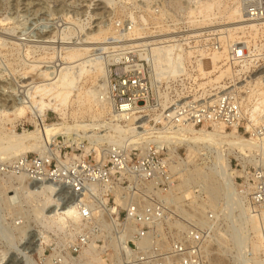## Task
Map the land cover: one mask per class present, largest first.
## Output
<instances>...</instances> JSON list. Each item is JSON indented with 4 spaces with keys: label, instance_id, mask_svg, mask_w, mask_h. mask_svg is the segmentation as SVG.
<instances>
[{
    "label": "built area",
    "instance_id": "1",
    "mask_svg": "<svg viewBox=\"0 0 264 264\" xmlns=\"http://www.w3.org/2000/svg\"><path fill=\"white\" fill-rule=\"evenodd\" d=\"M186 6L182 2L172 9L173 19L138 28L120 22L98 55L109 64L112 117L139 133L140 144L98 142L76 132L59 156L53 145L44 155L30 153L11 164L12 173L28 183L53 184L61 205L74 209L76 221L67 227L72 264L87 263L73 261L84 251L102 249L103 262L109 264H210L215 223L232 201L208 212L207 224L180 218L172 197L177 163L165 137L178 127L217 125L264 143V109L258 107L264 97V0H244L245 18L260 23L259 31L253 36L246 32L229 46L223 61L229 75L219 84L211 82L221 70L210 67V57L224 52L226 42L220 33L206 32L201 17L190 21ZM164 45L176 47L183 65L175 75L160 72L156 78L153 51ZM183 148L175 151L180 158ZM244 168L249 172L235 178V184L248 215L264 222V164L247 162ZM176 218L183 221L178 233L173 230ZM58 258L56 264L68 262Z\"/></svg>",
    "mask_w": 264,
    "mask_h": 264
},
{
    "label": "bare ground",
    "instance_id": "2",
    "mask_svg": "<svg viewBox=\"0 0 264 264\" xmlns=\"http://www.w3.org/2000/svg\"><path fill=\"white\" fill-rule=\"evenodd\" d=\"M106 1L109 5L108 9H111V11H109L110 20H108V23L105 22L104 26L101 25L94 33L88 34L85 39H79V43H75V41L69 42L70 40H74V38H72L74 34L79 35L78 29L71 30L68 34L64 35L61 41H56L54 38H39L34 40L21 37L19 39L17 38L18 42L14 43V45L17 47L20 60L24 63L23 77L18 81L20 88L23 89L19 92L22 101L19 102V105L11 106V108H7L4 105L6 110L3 109L0 111V116L2 118V124L0 125V160H15L29 153L44 155L46 151L51 150L49 146L52 145L53 138L61 133L70 137L71 134L80 132L83 133L86 138H95L98 142H103L104 140L112 141V139H116V141H129L131 145H137L142 142L139 133L135 135V131L132 130V128L122 127L119 122L112 117L115 111L114 105L109 99V66L107 68V64L103 59H95V54L93 53L106 49V39L111 32L113 33L114 29L111 30L113 25L112 21L114 22L115 18H129L132 22L126 21L128 25L132 23L131 28H138L148 25L149 22L173 19V14L168 12L172 6L164 3L159 5V9H157L155 7V0ZM191 4L188 6H193ZM196 4L198 8L194 7L192 11L198 9L195 17H201L203 25L213 23L214 21L219 22L218 26L214 25L210 28H206L204 25L206 32H218L222 35L223 41L226 42L224 52L214 53L210 57L212 61L210 67L212 66L214 70H221L211 82L219 84L229 75L228 69L223 70V61L225 60L226 53L229 51V46L237 43L244 35H247L246 32L251 36L255 35L254 33L259 31L260 23L246 20L244 0H199ZM196 4L194 5L197 6ZM177 6L172 7L171 12L172 9H176ZM188 6L185 7V10L188 9ZM190 15L192 16L193 14ZM190 15H188V18H192ZM119 23L120 22H118L117 25ZM33 43L37 45V47H35ZM56 44H58V46ZM65 45L69 47L65 48V54H62L57 49H60L59 47L63 48ZM33 48H36L40 52L43 51L39 58L35 57L37 54L33 52ZM153 52L155 53V59L152 65V71L156 78H158L157 76L160 72H171L172 75H175L177 67L179 68L183 65L181 60L184 59V57H182V54L179 53L173 45L156 46ZM202 55L204 57L205 53ZM176 57L179 60H177ZM33 58H37L36 61H31ZM199 66H201V63ZM88 82H91L92 86L87 87ZM261 84L262 83H258L257 85ZM262 93L264 94V92ZM16 96L18 97V95ZM258 107L264 109V97L262 104ZM49 111H53L57 114L63 122L46 124L45 118L48 116ZM88 111H92L90 122L76 119L78 115L86 114ZM29 113L32 115V121H34L36 129L33 131L24 130L22 133L17 132L15 129L16 122L28 118ZM70 116L76 119L73 124L69 123ZM9 125H11V128H9ZM172 133V135H167L165 140L174 147L173 156L174 159H176L177 166L173 171L176 172L184 167L180 170L183 171L186 166L188 167L190 162L186 163L182 161V158L175 154L176 150L185 147L191 152L190 154L195 156L199 155L208 159V167L205 168L209 173L207 172V174L205 171L198 169L200 171L199 173L197 171L196 175L203 181L198 182V184H200L203 191L208 194L212 201H215L214 198L218 193L220 194L223 192V194L228 195V193L230 194L231 192V194L235 195V201L228 205L227 216L233 218L236 214L234 217L236 225L230 229V234H227L228 236L225 235L222 238L232 242L236 252V255H234L237 259L236 261H245L244 264H264L263 260L258 258L262 248L260 221L254 216L246 218V214L248 213H246L244 207L245 199L240 196L239 189L234 181L238 171H235L233 167L230 166L232 157L238 158L239 160L243 159V161L248 159L249 162L264 164V143L241 136L237 134L235 129L228 131L223 126L217 125H214L212 128H207L206 126L197 128L192 125L178 127L174 129ZM18 178L21 182H24L23 177ZM196 179H194V181H197ZM207 180H212V186L207 183ZM185 183L189 184L190 179H187ZM51 186L41 185L39 188L37 186V188L32 187L33 190L31 189L32 191L29 193H31V195L36 194L37 196L43 197V207L39 210L38 217L43 216L41 214L44 213V210L48 209V212L51 213L45 216L48 226L64 228L67 223L76 221V213L71 207L69 208V206L63 212L61 211L64 208L60 209L61 211L57 214L55 213L58 210L55 203L57 200L55 197L56 195H54V188L52 189ZM172 197L176 199L174 194H172ZM8 198L13 200V197ZM243 213H245V219L241 218ZM241 222V226H245L241 228L247 230L245 231L244 229L247 235L242 232L243 229L239 230L237 228L239 225L237 223ZM201 223L207 224V220L201 221ZM63 228H61V230ZM30 230L28 231L30 232ZM251 231L253 233L255 232L254 234H256L257 241H253L251 247L254 257H249L246 260L245 257L247 256L244 254L248 252L247 250L250 248L252 240L248 233ZM41 236L42 235H40V239ZM35 239L38 238L36 237ZM247 254L250 253L248 252ZM84 255L90 256V264L103 263L100 258H97L95 254L92 253V250L84 251L83 256ZM15 260V264L28 262ZM28 263H30V261Z\"/></svg>",
    "mask_w": 264,
    "mask_h": 264
},
{
    "label": "rangeland",
    "instance_id": "3",
    "mask_svg": "<svg viewBox=\"0 0 264 264\" xmlns=\"http://www.w3.org/2000/svg\"><path fill=\"white\" fill-rule=\"evenodd\" d=\"M157 2H159V0H155V4ZM182 2L184 4H187V6L192 3L191 5L193 6H188V9L186 11L188 15L193 14L192 16L190 15L192 18H189V20L193 19L196 16V12L198 11V9H195V11L193 10V12L192 8H198L199 3L198 5L196 3L199 2V0H163L161 4L167 3L172 7H176L177 5V7H179ZM172 4L177 5L173 6ZM194 4H196L197 6H195ZM108 7L109 5L106 0H0V111H2L3 109L6 110L5 106L7 108H11V106L13 107L17 104L19 105V102L22 101V97L20 96L21 94L19 92H21L23 89L20 88V84L18 81H20V79L23 77L22 75L24 73V63H22V61L20 60L17 47L14 45V43L18 42L17 38H29L30 40L39 38H54V40L56 41H61L64 35L68 34L71 30L78 29L79 35L74 34L72 37L74 38V40H70L69 42L75 41V43H79V39H85L88 34H92L97 31L101 27V25L104 26L105 22L108 23V20H110L109 11H111V9H108ZM172 7H170V11H168L170 14H173L171 12ZM121 21L131 20L129 18H115V23L112 21L113 25L111 30L114 29L113 32L117 30V23ZM150 23L152 22H149V24ZM204 25L206 28H210L214 25L218 26L219 22L214 21L213 23H207ZM56 45L58 46V44ZM34 46L37 47V45ZM67 47L69 46L65 45L63 48L59 47L60 49L57 50L60 51V53L65 54V48ZM32 50L33 52H35V54H37L36 56L34 54V56L37 58H39V56L43 52H40L36 48H33ZM100 52L101 50L99 52L95 51L93 53L95 54L94 57L95 59H103V61L106 62L108 68L107 60H105V58H103L102 56H98ZM37 58H33L31 61H36ZM207 66H209V64H207ZM90 86H92V84L91 82H88L87 87ZM14 95L16 98L14 97ZM16 95H18V97ZM91 112L92 111H88L86 114H80L76 119H79L81 121L86 120L90 122L92 116ZM76 119L70 116L69 123L73 124ZM58 122L63 121L60 120L59 116L53 111H49L48 116L45 118V123L52 124ZM1 124L2 118L0 116V125ZM9 128H11V125H9ZM15 129L20 133H22L24 130H35L36 127L34 121H32V115L29 113L28 118L17 121ZM61 134L55 136L53 138L52 145L49 146L51 149V147L55 145L53 151L56 155L60 154V148L63 149V152L67 151L64 148L68 142V138L70 139V137H67V135L64 134L65 139L67 140H57V138ZM69 142L71 141L69 140ZM180 153L182 158L181 160L186 163H190L188 164V167L186 166L187 168L185 167L183 171L180 170L184 167L176 171L177 182L175 183V189L173 191V194L176 196V201L174 203L176 213H179L180 218L186 219L189 222L190 220L200 222L206 221L208 212L220 210L221 205H224L228 200L233 202L234 198H229V193L227 195L223 194V192L220 194L217 192L218 195L215 194V201H212L208 194L203 191L200 184H198V182L203 181L196 175L197 171L198 173L200 171L198 169H201L206 173L208 172L205 168L208 167V159L199 155L195 156L190 154L191 152L187 148H183ZM242 160H239L235 157L231 158V161H233V169L235 171H238L236 178L243 177L245 175V172H249V169L244 168V163L249 162V160L246 159L243 162ZM4 161L0 160V264H15V259V261H30V263L24 262L23 264H56L55 261H59V255L66 257V261L68 262H66L65 264H72L70 262L71 260L67 257L69 246L71 245V241L73 240L70 236V233L67 231V227L70 226L71 222L67 223L64 228L61 227L63 228L62 230L61 228L56 226L49 227L46 222L47 219L45 217L51 214L48 212V209L44 210V213L41 214L43 216L38 217V212L43 207V197L37 196L36 194L31 195V193H29L33 190L32 187L39 188L41 187V185H52L51 187L52 189L54 188L53 191H55L54 195H56L55 197L57 200L55 202L56 207L58 208V210L56 208L57 211L55 212L57 214L61 211L60 209L64 208L61 211L63 212L68 208V206L66 207L61 205L62 202H60V197L58 195L56 187L53 184L49 185V183L40 185L32 184L31 186V183H28L24 177V182H21L19 178L12 173L11 170V164L13 163L14 159ZM241 163H243V165ZM251 163L258 164V162ZM239 164H241V166ZM187 179H190L189 184L185 183ZM194 179H196L197 181H194ZM211 182L212 180H207V183L210 186H212ZM238 183L241 184L242 181H239ZM196 190L199 192L196 193ZM8 197H13V200L9 199ZM244 207L246 209V213H248L246 204L244 205ZM189 209L191 211H188ZM244 214L245 213H243V216H239H242L241 218L245 219ZM227 215V211L225 213H222L221 216L218 215V219L215 223V236L208 250V261H210V264H244L245 262L236 261L237 259L234 256L236 255V252L234 246L232 245V242H229L228 239L226 240L222 238L225 235L228 236L227 234L229 233L230 229L236 225V220L234 218L236 214L233 218L228 217ZM247 217L249 218L250 216L246 214V218ZM256 219L260 221V233L262 235V248L259 252L258 258H260V260H263L264 262V258L261 256L262 250H264V222L261 221L260 217H256ZM182 222V220L178 221V219L173 222V230L175 233H178V231L181 229V226H183L181 225ZM237 224H239L237 228L239 230L243 229L242 232L247 235V232H244L245 228H241L244 226H241L242 222ZM28 230H30V232ZM245 231L247 230L245 229ZM35 232H37L38 234ZM254 233L252 231L248 233L252 241L250 244V248H248L247 250L250 254H247L248 252H246L245 250L246 253L244 255L247 256L245 257L246 260L249 257H254L251 248L252 242L257 241L256 234ZM40 235H42L41 239ZM36 237L38 239H35ZM100 246H103V244L101 243ZM99 248L102 249L101 247ZM105 253L106 251L102 249L99 251H95L93 254H95V256L97 258H100L102 261H107L105 257H102V254ZM81 256L85 257L82 258ZM84 256L83 253L79 256H75V260L73 261H87V263L83 262V264H90V256ZM103 263L109 264L105 262Z\"/></svg>",
    "mask_w": 264,
    "mask_h": 264
}]
</instances>
